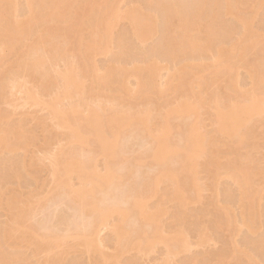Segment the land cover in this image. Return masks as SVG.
Returning <instances> with one entry per match:
<instances>
[{
  "label": "rangeland",
  "instance_id": "rangeland-1",
  "mask_svg": "<svg viewBox=\"0 0 264 264\" xmlns=\"http://www.w3.org/2000/svg\"><path fill=\"white\" fill-rule=\"evenodd\" d=\"M5 1L18 7L4 15L12 14L9 18L16 20L24 17L33 29L21 37L15 34L8 46L0 49V231L6 232L2 264H264V100L263 113L253 116L246 129L232 130L231 137L215 132L216 116L222 111L216 108V100L219 107H225L245 104L248 98L261 94L253 81L264 74V0H225L230 11L222 15L219 25L229 28L230 39H258L246 52L234 51L230 71L218 72L213 53L206 49L180 74L175 71L186 61L178 50L171 59L164 57L162 50L151 51L160 38V19L150 9L152 0H110L107 25L98 30L88 71L78 73L83 92L72 87L68 95H63L61 75L82 62L95 30L82 16V0H68L52 20L47 11L39 9L35 18L29 17V0ZM101 2L92 0L96 6ZM134 19L148 24L143 32L134 30ZM209 20L203 18L200 32L187 34L195 46L203 45L196 38L204 37L203 26ZM65 27L69 28L63 36ZM53 30L55 36L47 45ZM121 35L129 39L130 50L121 54L110 79L104 82ZM37 44L45 69L40 64L29 66L28 53ZM147 53L148 59L144 58ZM135 55L138 62H134ZM134 67L144 69L143 74L133 75ZM43 72L45 81L39 75ZM150 73L153 87L135 94ZM26 90L37 95L36 99L27 98ZM99 102L105 109L102 115L113 122L105 130L108 134L117 129L118 116L135 117L119 132L118 155L111 166L121 179L90 192L79 188L76 174L68 177V186L58 185L54 175L58 163L82 159L87 165L95 164V171L103 175L105 159L96 154L92 135L88 145L70 142L68 124H58L50 105L62 110L82 106L83 111L87 103L97 106ZM185 103L190 106L188 113L167 116L176 108L185 109ZM147 115L151 119L145 123ZM189 130L205 136L201 142L205 153L199 151L202 155L192 175L180 177L182 190L177 200L174 183L162 176L166 167H157L151 159L152 149L155 136L164 134L179 144ZM167 164L174 167V159ZM94 180L102 183L96 176ZM82 194H86L84 199ZM135 199L141 200L148 212L161 210L157 216L161 239L173 240L168 256L164 243L153 238L152 223L144 226L137 214L128 216L116 235L114 225L120 217L110 215L100 226L90 209L97 204L126 210ZM82 223L84 228L77 230L76 225ZM27 229L36 233V241ZM48 232L57 240L40 248ZM144 232L151 240L146 247L139 242L145 238L141 236ZM182 243H186L185 251Z\"/></svg>",
  "mask_w": 264,
  "mask_h": 264
},
{
  "label": "bare ground",
  "instance_id": "bare-ground-1",
  "mask_svg": "<svg viewBox=\"0 0 264 264\" xmlns=\"http://www.w3.org/2000/svg\"><path fill=\"white\" fill-rule=\"evenodd\" d=\"M67 2L68 0H29L26 10L28 11V16L31 18H35L34 15L38 12V9L43 12L47 11L49 18L52 20L61 14ZM109 2L110 0H102V2L97 6L92 4V0H82L81 2V12L83 13L82 16L83 18H86L92 22V25L95 26V30L86 43V48L83 53L85 54V57L81 58L82 62L80 64L76 63V66L72 65L71 67L66 68L65 72H63L61 75L64 82L63 95H68V91L72 87L83 92L81 88L82 80L78 73L82 74L83 71H88L90 56L95 52L97 48V39L100 36L98 30L107 25L108 14L106 9ZM17 7L18 6H15L14 4H8L5 0H0V49L6 48L15 34L21 37L33 29V25L29 26V23H27V20L24 17L22 20H16L9 18L12 14L7 13L4 15V12L10 9L17 11ZM150 9L155 12V14L159 16L160 19V38L156 48H152L151 51L160 52V50H162L164 57L171 59L174 58V53L178 50L179 55H183L184 60L186 61V64L183 68L175 71L179 74L190 67L189 62H196V60L206 49H209L210 52L213 53L214 67H216L218 72L224 70L230 71V61L231 57L235 54L234 51L240 50L242 53H244L249 49V47L256 45L258 41L257 38H252L247 42H243L241 39H230L229 28H222L219 25V20L222 15L230 11V7L226 5L225 0H152L150 3ZM204 17L210 18V20L205 23V26H203L202 33L204 34V37L196 38L198 42H202L203 45L195 46L194 40L187 34L189 32H200L201 25L199 24L202 23ZM132 22L134 25V30H136V32L139 31L140 33L143 32L148 25L143 24L139 21V19H134ZM68 28L69 27H65L63 29V36L66 35ZM44 31L46 32V30ZM54 36L55 30H53V32H51L49 35L47 45H51V41ZM116 41L118 53L113 55L114 57L112 56L110 59L111 61L109 69L105 74V77L106 75L107 77L105 80H103L104 82L110 79V71L116 67V63L121 54H124V52L130 50L129 39H125L123 35L119 36ZM39 45L40 44H37L35 48L30 50L28 53L31 61L29 66L36 67L40 64L42 69H45V61L42 60L39 55ZM55 50L56 52H60V45H56ZM3 54L4 52H2V56ZM148 57L149 54L147 53L144 58L148 59ZM133 59L134 62H138L139 60L136 55L133 57ZM146 59L143 60V62L145 64H149ZM143 71L144 69L140 67H134L132 69V74L142 75ZM39 75L40 78L45 81L47 77L46 72H43ZM174 75L175 73H173V76ZM252 79L254 80L255 78L252 77ZM99 80L102 79H98V81ZM153 81V73H150L148 76H144L143 81L140 83V86L135 94H138L141 89H144L145 91L150 90V88L153 87ZM41 84L43 85L42 82ZM253 87L260 88L261 94L248 98L245 100V104L230 103L228 106L219 107L218 100H216V108L221 109L222 111H219V114L216 116L217 127L215 132L223 136L231 137L230 132L232 130L239 132L241 129L246 127V125L252 120L253 116L261 115L263 113L261 104L264 100V74L253 81ZM176 89L177 87H174L173 92H176ZM25 92L28 96L27 98L33 100L36 99L37 95L27 92V90ZM100 104L101 103L99 102L98 105L95 106V104L87 103L86 109L83 111L80 109L82 106L78 108L62 110L56 107L55 104L50 105L53 113L52 117L58 121V124H60L61 127L68 124L70 131V137L68 139L70 142L88 145V136L92 135L96 146L95 149L97 150L96 154L102 158L104 157L105 159V173L103 175H100L95 171V164L93 166L90 164L87 165V161L85 163V160L82 161V159L72 161L69 160L67 162L61 163L62 165L58 163L54 172L56 178L55 182L58 185H62L64 187L68 186V177H70V175L76 174L81 183L79 188L83 190L92 188L91 190L88 189V192H90L96 187L104 188V184L112 182L115 178L118 180L121 179L116 172L112 171L111 166L113 164L112 162L116 161V157L118 155L117 144L119 132L129 127L130 123L135 120V117L125 114L118 116L116 121L117 129L108 134L105 130L110 128L113 122L102 115L105 113V109L101 108ZM189 107L190 106L185 103V109L177 110L176 108L171 110L167 116H172V114L175 112L186 114L190 110ZM247 115H249V118L246 117ZM70 117L75 119L73 123H70ZM111 117L112 115L109 116V118ZM149 119H151V115H147L143 122L147 123ZM177 129L178 131L182 132L181 126H178ZM233 136H235V134ZM204 139H206L205 136L200 134L198 130H189L183 133L179 144L172 143V140H170L169 137L164 134L155 136V146L152 149L151 159L156 161L157 167H166V170L162 172V176L174 183L176 188L175 197L177 200H180L178 192L179 190H182V187L179 186L180 177L185 176L188 178L190 175H192L194 170L197 168V159L202 155L199 151L203 150V153H205L201 145V142L204 141ZM4 145L6 146L7 143H4ZM209 145L212 146V142H209ZM200 146L201 149H199ZM172 159H174L175 166L169 167L167 163ZM62 171L64 174H62ZM95 176L98 177L102 183L94 180ZM247 178L248 177H245L244 182L249 184V180ZM82 195H80V198L82 196V199H84L86 194ZM103 206L104 207L100 205L98 206L97 204L90 205V209L92 210L91 212L98 216L100 226L104 225L108 216L113 214L118 215L121 220L114 225V231L117 235V233L122 230L124 221L128 218V216L133 217L137 214L141 222H144V226L146 225L145 222H150L154 225L153 238L155 237L160 239V241L164 243V247L167 251L166 255L168 256L172 253L169 242L173 240L170 238L161 239L160 236L161 228L157 217L158 213L161 211L159 208L148 212L142 205L141 200L138 199H135L132 202L131 207L126 210L116 206L110 207L106 205L108 208L105 205ZM16 213L17 217L21 215L19 214V211ZM80 226L76 225V229L79 230L84 228V224H80ZM27 231H30V236H32L35 241L38 239V236L32 230L27 229ZM141 236H144L145 238L139 239L140 244H143L145 247L148 246L151 240L147 237V234L144 232L141 234ZM5 238L6 232L4 233L3 231H0V264L3 263L2 252ZM56 240L57 238L55 234L53 232H48L45 237L41 239V242L38 246L44 249ZM181 249H184V251L187 249L186 243L181 244Z\"/></svg>",
  "mask_w": 264,
  "mask_h": 264
}]
</instances>
